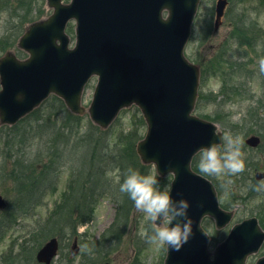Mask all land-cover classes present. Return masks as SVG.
Returning <instances> with one entry per match:
<instances>
[{"label":"water","instance_id":"1","mask_svg":"<svg viewBox=\"0 0 264 264\" xmlns=\"http://www.w3.org/2000/svg\"><path fill=\"white\" fill-rule=\"evenodd\" d=\"M201 0H47L52 14L26 27L18 47L0 58V124L15 125L50 95L64 100L77 115L107 129L119 113L136 105L147 123L137 153L155 165L161 177L173 172L170 194L190 203L193 236L180 251L167 248L165 264H246L264 243L256 218L236 224L226 241L211 252L210 236L202 220L210 217L222 229L233 212L222 209L214 184L192 169L201 148L221 144L222 132L193 112L199 96L200 68L185 56V47ZM228 0H218L216 29L222 24ZM164 8L170 11L165 17ZM76 23V46L66 32ZM97 76L94 98L82 105L85 85ZM260 139L247 140L256 146ZM258 178L264 177L260 173ZM6 206L0 196V207ZM57 238L37 253L40 263L51 264L57 255ZM78 252L77 243L74 254ZM256 264H264V257Z\"/></svg>","mask_w":264,"mask_h":264},{"label":"trees","instance_id":"2","mask_svg":"<svg viewBox=\"0 0 264 264\" xmlns=\"http://www.w3.org/2000/svg\"><path fill=\"white\" fill-rule=\"evenodd\" d=\"M44 2L45 0H39L37 7V1L34 0L32 8L24 6L31 3V0H9L6 8L0 7V15L7 14L8 22L14 20L16 25L21 24L14 43L26 24L44 15ZM233 27V34L238 35L243 44L248 47L256 46L264 53V41L256 42V37L251 39L256 33L264 35V31L247 27L243 16L235 19ZM5 39L7 38L1 37L0 42ZM0 47L7 48L4 43H0ZM234 68L235 66L231 70ZM235 83L236 75L225 77L223 87L216 95H212L211 102H217L220 98L229 100L241 94L239 87L229 88ZM203 86L196 110L200 116L208 119L203 113V104L207 101ZM214 120L218 121V117ZM119 121L120 119L116 125ZM231 128L235 129L234 126ZM145 131L146 123L138 110L130 117L127 128L116 131L112 127L102 131L85 117L72 114L56 96H52L41 108L17 125L0 126V192L10 201V205L0 211V237L14 229L21 218L33 214L42 205L44 198L57 189V176L54 177L53 173L58 174L65 166L70 170L66 192L47 218L31 229L30 238L24 239L19 245L16 264H34L37 251L53 237H58L59 240L71 239L81 226L90 222L97 205L104 197H111L116 205L115 219L101 239L92 243L107 244L119 238V233L130 225L135 209L134 202L119 191L124 174L129 167L139 170L141 174L150 173L151 167L143 165L136 152V145ZM198 161L199 156L193 162L194 170L211 179L222 198V188L216 177L201 173ZM251 167H247L248 170ZM247 174L244 176L242 172L231 177L226 175L230 181L227 186L243 188ZM169 184L170 181L164 179L163 187H160L164 188ZM224 207L226 208L225 204ZM213 237L217 241V235L214 234ZM14 248L15 245L7 253L0 255V264L14 262H10V259L15 258Z\"/></svg>","mask_w":264,"mask_h":264},{"label":"rangeland","instance_id":"3","mask_svg":"<svg viewBox=\"0 0 264 264\" xmlns=\"http://www.w3.org/2000/svg\"><path fill=\"white\" fill-rule=\"evenodd\" d=\"M7 1V2H6ZM36 6H39V0H36ZM218 0H201L199 12L193 27V34L191 40L186 48V54L194 58L196 64L201 67L203 79V92L207 101L203 104V113L213 122L217 123L219 129L225 133L233 135H241L243 137L244 147L245 140L251 135L254 128L252 124L255 114L258 115L259 107L256 105L260 102L264 103V88L262 80L264 72H261L259 61L264 59L258 55V51L253 47H247L242 43V39L238 35H234L233 22L237 17H245L247 27H255L256 30L264 31V0H230L227 15L223 19L222 25L215 30L216 18V3ZM70 2V0H65ZM34 0L24 6L33 8ZM43 9L45 13L42 18L49 16L51 11L47 9L46 2ZM9 0H0V7L6 8ZM21 25V24H20ZM19 23L16 25L14 20L8 22L7 14L0 15V38H7L0 43L6 44L7 48L0 47V57L8 52H13L19 59L27 57L18 46L14 43L15 35L20 30ZM246 29H249L247 28ZM25 30V27H24ZM23 30V32H24ZM22 32V33H23ZM69 35L71 36V46L75 43V23L71 22L69 26ZM256 42L264 41V35L260 36L257 33L251 36V39ZM255 41L252 42L254 45ZM249 57V58H248ZM237 63H244L247 69L252 72L251 79L247 80L244 76L247 71L244 68L231 70ZM236 75V83L230 85L231 87H239L245 84L241 89V94L227 100L220 98L217 102H211L212 95L223 87V80L225 77ZM244 77L243 79L240 76ZM238 77V78H237ZM97 78H94L87 85L84 94V105L86 107L92 101L94 90L96 87ZM136 107L128 109L129 111L121 115L118 125L114 128L116 131L127 128L130 117L136 113ZM263 119H264V108ZM230 116V117H229ZM218 117V121L214 119ZM90 121V120H88ZM264 128V122L261 124ZM231 126L244 127L239 131L232 129ZM260 129V128H259ZM254 135V134H252ZM261 147L258 151L253 153L255 159V168L250 175L255 178L257 171H264V139L261 141ZM247 149L242 150L244 156L248 154ZM250 155V153H249ZM257 159V160H256ZM150 173L154 174L159 181V185L163 187L164 179H170L172 176L160 178L154 166H150ZM252 171V170H251ZM57 178V189L48 194L42 205L37 207L33 214L21 218L16 227L0 237V255L5 254L10 248L15 245L13 256L10 259L12 264H16L19 254V245L24 239L30 238V231L37 225L39 221H44L48 214L53 210L55 204L59 202L63 194L67 190L68 180L70 177V170L67 166L60 169L58 174L53 173ZM221 179H226V175H222ZM228 183L221 182L222 198L221 201L227 205L233 204L234 197L244 196L245 191L242 187L230 188ZM167 189L170 185L165 186ZM243 204L233 207L236 213L233 223L240 222L248 218L252 213L257 212L258 215L264 213V190L256 194L255 198L247 200ZM116 215V205L113 203L111 197H104L100 200L96 210L86 225L81 226L79 232L73 235L71 239L60 240L61 253L54 260L53 264H163L167 249L158 248L154 245H149L146 239L140 236L141 230L148 231L149 221L144 217V214L137 211L135 208L131 217L130 225L119 233V238L107 244H94L92 242L100 240L102 235L109 230ZM264 226V219H262ZM205 226L212 234H217V229L213 220L205 221ZM231 224V225H232ZM122 231V227L120 229ZM77 239L79 250L73 254L74 241ZM92 243V244H91ZM218 243V242H217ZM217 243L212 242L213 249ZM29 247V246H28ZM264 255V248L258 255L251 256L248 264H255L260 256ZM19 264V263H17ZM36 264V262L34 263Z\"/></svg>","mask_w":264,"mask_h":264},{"label":"clouds","instance_id":"4","mask_svg":"<svg viewBox=\"0 0 264 264\" xmlns=\"http://www.w3.org/2000/svg\"><path fill=\"white\" fill-rule=\"evenodd\" d=\"M169 11L164 8L162 13L166 17ZM259 65L261 72H264V59L259 61ZM220 139L221 144L213 142L198 151L200 172L215 177L242 173L245 170L243 137L225 133ZM172 174L170 171L169 175ZM255 190H264V180L257 182ZM119 191L126 194L137 211L149 221L148 231L140 232L149 245L180 251L189 242L194 223L189 216L190 203L184 199L175 200L167 187H160L154 174H141L139 170L129 167Z\"/></svg>","mask_w":264,"mask_h":264},{"label":"flooded vegetation","instance_id":"5","mask_svg":"<svg viewBox=\"0 0 264 264\" xmlns=\"http://www.w3.org/2000/svg\"><path fill=\"white\" fill-rule=\"evenodd\" d=\"M253 149V148H252ZM256 149H258V148H256ZM256 149H253V150H256ZM255 164H257V163H255ZM258 172H260V171H257L256 173H255V179H252V182H251V189H250V192H252V195H255L256 196V194H259V192L260 191H256L255 190V186L257 185V182L258 181H260V179H257V177H256V174L258 173ZM261 180H264V179H261ZM241 204H243L244 205V207H246V205L244 204V202H242V203H240V202H236V203H233V204H230V205H227L228 207L227 208H232V207H237V206H240ZM235 205V206H234ZM234 209V208H233ZM252 216H255L257 219H258V221L260 222V224H262V222L260 221L261 219H264V213L262 214V215H258V213L257 212H255V213H253V215ZM227 235H225L224 234V236H223V238L221 239V241H223L224 239H225V237H226Z\"/></svg>","mask_w":264,"mask_h":264}]
</instances>
